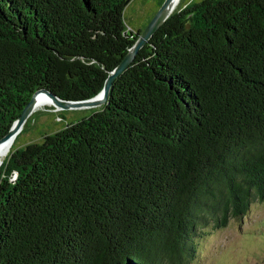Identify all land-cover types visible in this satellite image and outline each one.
<instances>
[{"label":"trees","instance_id":"obj_1","mask_svg":"<svg viewBox=\"0 0 264 264\" xmlns=\"http://www.w3.org/2000/svg\"><path fill=\"white\" fill-rule=\"evenodd\" d=\"M126 0H0V137L38 88L95 95ZM264 200V0L173 10L106 101L0 165V264H183Z\"/></svg>","mask_w":264,"mask_h":264},{"label":"rangeland","instance_id":"obj_2","mask_svg":"<svg viewBox=\"0 0 264 264\" xmlns=\"http://www.w3.org/2000/svg\"><path fill=\"white\" fill-rule=\"evenodd\" d=\"M192 1L195 0H178L173 10ZM162 2L128 0L123 10L126 27L142 29ZM100 106L62 108L51 99L49 103L34 106L15 134L3 161L12 148L22 147L28 142H39L43 134L56 131L67 122L75 121ZM192 238L195 243L194 255L187 257L183 264H264V200L254 198L246 213L240 217H229L223 226H215L211 219L206 224H200Z\"/></svg>","mask_w":264,"mask_h":264},{"label":"water","instance_id":"obj_3","mask_svg":"<svg viewBox=\"0 0 264 264\" xmlns=\"http://www.w3.org/2000/svg\"><path fill=\"white\" fill-rule=\"evenodd\" d=\"M128 0L125 1V4ZM175 0H163L157 11L152 15L147 24L141 29L134 42L129 46L119 62L112 68L104 79L101 89L93 96L82 99H64L46 88L36 89L30 99L21 109L19 115L13 120L8 131L0 137V141L9 137H14L21 128L27 116L35 106V95L38 92L47 94L53 103L62 108H71L78 106H94L103 104L106 101L108 91L113 80L132 62L138 50L146 43L151 35L156 31L160 24L172 12Z\"/></svg>","mask_w":264,"mask_h":264},{"label":"bare ground","instance_id":"obj_4","mask_svg":"<svg viewBox=\"0 0 264 264\" xmlns=\"http://www.w3.org/2000/svg\"><path fill=\"white\" fill-rule=\"evenodd\" d=\"M178 0H175L174 3V7L177 4ZM181 2V1H180ZM179 6V5H178ZM177 6V7H178ZM173 7V8H174ZM35 106L41 105V104H45V103H49L50 102V98H48L45 94H43L42 92H38L35 95ZM14 137H9L6 138L4 140L0 141V163L3 161V159L6 157V155L8 154V151L10 149V146L12 145V141H13ZM5 161V160H4Z\"/></svg>","mask_w":264,"mask_h":264}]
</instances>
